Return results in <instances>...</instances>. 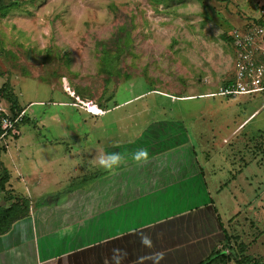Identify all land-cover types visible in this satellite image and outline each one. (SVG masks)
<instances>
[{"label": "rangeland", "instance_id": "374dc122", "mask_svg": "<svg viewBox=\"0 0 264 264\" xmlns=\"http://www.w3.org/2000/svg\"><path fill=\"white\" fill-rule=\"evenodd\" d=\"M263 3L0 0V102L6 109L18 99L28 115L20 139L8 142L14 163L2 156L11 179L14 164L30 165L15 149L28 140L44 136L61 152L68 144L95 147L98 139L109 146L135 139L155 119L178 120L202 162L208 191L221 202L220 215L240 214L231 235L236 254L244 256L243 235L264 253V96L217 94L234 69L225 32ZM79 99L104 113L88 118L74 105ZM8 204L0 195V208ZM244 212L252 219L243 220Z\"/></svg>", "mask_w": 264, "mask_h": 264}, {"label": "crops", "instance_id": "0c3cea01", "mask_svg": "<svg viewBox=\"0 0 264 264\" xmlns=\"http://www.w3.org/2000/svg\"><path fill=\"white\" fill-rule=\"evenodd\" d=\"M146 129L143 136L141 131L109 146L98 139L95 147L68 144L61 152L44 136L16 146L30 165L22 170L14 164L17 177L8 187L16 201L28 198L30 209L0 234V264H202L216 252L228 254L224 234L236 233L240 214L220 215L221 202L208 191L187 128L178 120L155 119ZM120 145L122 153L116 150ZM140 150L146 156L137 160ZM113 152L121 163L100 166V158ZM246 217L252 219L244 212ZM238 242H244V256H264L244 235Z\"/></svg>", "mask_w": 264, "mask_h": 264}, {"label": "built area", "instance_id": "2783aa9c", "mask_svg": "<svg viewBox=\"0 0 264 264\" xmlns=\"http://www.w3.org/2000/svg\"><path fill=\"white\" fill-rule=\"evenodd\" d=\"M244 29L234 30L233 81L219 87L217 94L262 95L264 96V4L258 9ZM215 94V93H213ZM88 102L74 103L87 112L94 113ZM96 105V104H95ZM102 110L99 109L98 113ZM25 110L10 115L0 102V144L8 147V137L19 133L20 122Z\"/></svg>", "mask_w": 264, "mask_h": 264}, {"label": "trees", "instance_id": "16d2710c", "mask_svg": "<svg viewBox=\"0 0 264 264\" xmlns=\"http://www.w3.org/2000/svg\"><path fill=\"white\" fill-rule=\"evenodd\" d=\"M264 4V3H263ZM263 4H261L263 6ZM260 5V6H261ZM250 20V19H249ZM249 20L245 21V22H249ZM244 22V23H245ZM244 23L242 24H235V26H233L228 32L226 33V38L228 41V44L230 46V52L232 53V57L234 56V36H233V31L234 30H240V29H244ZM107 53L104 52L103 53V58L106 59ZM101 58V59H103ZM104 63L106 64V62L104 61ZM233 76V74H232ZM230 77L229 79L224 81V84H228L231 83L233 81V77ZM3 89L0 88V101L4 99H2L3 96ZM215 95L213 93H211L209 96ZM227 98H232L231 95H226ZM81 102H85L84 100H77L74 101V103H81ZM19 100L17 99L15 101V103H11L7 109L8 113H10V115H15L18 112H20L21 110H25L24 107L19 105ZM99 106V104H97ZM79 107V106H78ZM100 107V106H99ZM101 108V107H100ZM102 109V108H101ZM105 110V108H104ZM86 112V111H85ZM88 113V112H87ZM92 116H96L93 114H90ZM28 120V115L26 114V112L23 114L20 122L18 123V126L20 127L21 124L27 122ZM147 131H149V129H145L143 134L140 136H143L147 133ZM187 131V130H186ZM1 132V131H0ZM17 136L19 135H14L12 137H8V140L12 141L14 140V138L16 139ZM9 141V142H10ZM192 151H194V146H192ZM188 149V147H187ZM8 148H6L4 145L0 144V195L2 194L3 197H5L6 202L9 203L7 206L0 208V234H4L7 231H9L11 225L18 219L26 216L28 214V211L30 209L29 207V199L26 197H22V201L21 203H19L18 201H16L15 199V194H13L10 189V187H8V184L12 182L11 179V173L9 172L8 168L4 165V161L2 159V156L5 155L7 153ZM124 159V157H123ZM229 181V180H228ZM229 182L226 181V185ZM232 241V236L231 235H227L226 233L224 234V244L226 247H228L229 253L228 254H224L223 252L219 251L216 252L213 256H211L209 258V260H207L206 262H203L202 264H211L213 261L219 260V261H224V260H233L234 264H264V256L262 257H255V258H249L247 256H243V258H239L238 255L236 254V250L235 248H233L234 246V242ZM243 243V242H242ZM241 242L239 243L242 248L240 249V253L243 252V248H245L244 243L242 244ZM243 254V253H242Z\"/></svg>", "mask_w": 264, "mask_h": 264}, {"label": "clouds", "instance_id": "9594fccd", "mask_svg": "<svg viewBox=\"0 0 264 264\" xmlns=\"http://www.w3.org/2000/svg\"><path fill=\"white\" fill-rule=\"evenodd\" d=\"M1 104H2V102H1ZM99 109H101V108L99 107ZM101 110H102L101 113H98V112L97 113L88 112V113L93 114V115L103 114L104 111H103V109H101ZM143 156H146V152L144 150H140L138 153L134 154V158L137 160H139ZM121 161H122V157L120 156V154L113 152L110 154H106L104 157H101L99 160V165L102 167H105V168H111V167L118 166L121 163ZM145 243H148V241H145Z\"/></svg>", "mask_w": 264, "mask_h": 264}, {"label": "bare ground", "instance_id": "6f19581e", "mask_svg": "<svg viewBox=\"0 0 264 264\" xmlns=\"http://www.w3.org/2000/svg\"><path fill=\"white\" fill-rule=\"evenodd\" d=\"M87 104H88V107L91 109L92 112L97 113L99 111V108H97L98 106L95 105L94 103L88 102Z\"/></svg>", "mask_w": 264, "mask_h": 264}]
</instances>
